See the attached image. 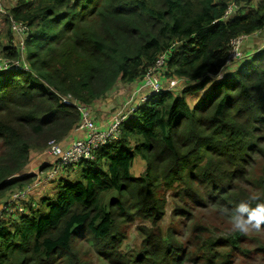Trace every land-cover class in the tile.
<instances>
[{"label": "trees", "instance_id": "16d2710c", "mask_svg": "<svg viewBox=\"0 0 264 264\" xmlns=\"http://www.w3.org/2000/svg\"><path fill=\"white\" fill-rule=\"evenodd\" d=\"M233 1L16 0L6 10L0 63L24 61L28 69L0 70V200L34 184L37 176L24 174L33 152L78 129L81 114L63 97L90 107L119 83L143 81L163 54L166 78L192 85L175 95L159 73L162 91L126 115L118 141L76 165L78 180L61 176L55 199L41 198L39 208L29 199L27 212L1 214L0 264H88L74 251L77 240L109 264H184L175 233L155 231L166 215L161 188L179 190L177 217L199 207L264 203L241 186L253 159L264 155V49L228 66L233 40L264 30V0H239L225 19ZM11 19L29 28L23 57ZM189 95L197 99L193 107ZM138 158L146 163L141 176L132 171ZM254 182L264 189V172ZM137 220L152 227L139 229L142 247L126 256L123 226ZM244 236L218 243L233 251ZM216 242L205 244L208 262L229 263Z\"/></svg>", "mask_w": 264, "mask_h": 264}, {"label": "rangeland", "instance_id": "374dc122", "mask_svg": "<svg viewBox=\"0 0 264 264\" xmlns=\"http://www.w3.org/2000/svg\"><path fill=\"white\" fill-rule=\"evenodd\" d=\"M15 2L16 0H7L6 9H10L11 6L16 4ZM0 32L1 42L6 45V30L0 28ZM251 39L253 38H249L243 43L244 52L246 47L250 45L251 42L249 41ZM163 75L165 76V73ZM127 85L129 84L121 83L120 87L126 89ZM184 87L185 85L183 86L182 84H180L172 92L175 95H181L184 90ZM188 97L189 96H187V99ZM134 108L132 107V111H134ZM45 148L46 149L42 152H33L32 158H35L39 154L43 155L44 152H48V144ZM48 159L53 162L52 158ZM26 169L24 174L27 173ZM145 170L146 163L140 158H138L132 170L133 175L136 174L137 176H141L142 174H144ZM248 170H250V175L247 179L243 181V184L241 185L242 188L246 190L248 194H251L253 197L261 196L264 198V189L258 187V185L254 182V180L258 179L264 172V155L260 158L253 159L252 164L248 167ZM49 171L50 166H48L45 170H42L43 175L39 172L38 175H42V178L45 179ZM80 171L81 169L79 166H76L73 170L69 171V174L66 175V171H63L62 175L65 176L63 179L67 182H75L79 179ZM60 183L61 180L56 183L53 189H49L48 191L42 192L43 195L38 199V202L36 203V208L40 207L39 202L43 197L48 196L52 200L55 199ZM18 192L19 191H16L12 195H10V197L0 200V215L4 212H7L4 206L8 203L11 204L12 197ZM178 192V189L172 192H168L164 187L161 188L160 192H158L157 198L159 202L163 204L166 211V215L165 218L160 222L159 227L155 229V231L158 234H168L169 231L175 233L177 245L181 247V249L186 253V261L184 264H213L211 262H208L209 255H205V244L208 242V240H217L214 245V248L217 252H222L226 250L224 253L230 256V262L227 264H264L263 226L259 231L252 230L248 234H244L245 236L242 241V244L239 247L240 249H234L233 251H231L230 248L228 249V247L221 246V244L218 243V239L228 238L229 236H231L232 238L243 236V234H237L238 231H233L232 229V223L228 215V212L232 209L227 205H212L203 208H193V215H191L189 218H186L184 216L177 217L174 211V203L179 198L174 199L173 197H177ZM10 209L11 211L8 212V214L18 213L17 208ZM141 227L150 228L152 226L150 222L142 220H137L133 224L123 226V231L127 235V240L124 243L122 250L126 254V256L137 254L141 249L143 242V239L139 233V229ZM74 251L79 254L81 261L86 262L88 264H109L105 259L100 258L97 255V253L94 251V249L88 242L77 240L74 244ZM57 264L68 263L65 260H60Z\"/></svg>", "mask_w": 264, "mask_h": 264}, {"label": "built area", "instance_id": "2783aa9c", "mask_svg": "<svg viewBox=\"0 0 264 264\" xmlns=\"http://www.w3.org/2000/svg\"><path fill=\"white\" fill-rule=\"evenodd\" d=\"M237 1L239 0L233 1L229 6L224 16L225 19L232 18L238 8ZM5 3L6 0H0L1 19L7 14ZM11 28L14 35L15 47L19 52H21V56L23 57L25 39L29 28L24 23L16 22L13 19H11ZM248 38L249 36L242 35L233 40L228 57V66L245 59V54L242 51L241 45ZM262 49H264V45H262L258 51ZM165 66L166 54H163L157 61L156 65L153 68H150L145 74L143 81L149 91V95L143 97L142 102L146 101L148 96L162 91V85L158 74L165 70ZM8 67H24L25 69H28V66L24 61L20 63L19 61L4 60L0 63V70ZM61 101L64 104L73 105L79 110L81 114V123L78 130L85 131L87 135L85 138H80L71 142L66 147L62 145V142L51 140L48 143V152L53 156L56 162L53 164L45 179L41 177L42 180L26 187L24 190L19 191L12 197L11 207L9 204L4 206L7 213L11 211L10 208H17L19 213L27 212L25 204H27L37 187L42 186L43 184L45 185L46 183L55 182L61 177L65 167L76 166L81 162L94 160L95 152L98 148L118 141L121 136V124L126 119V115L132 112L131 110L125 116H122L120 119L115 120L112 124L107 126V128L102 129L97 126L91 114V110L87 106L71 97H63Z\"/></svg>", "mask_w": 264, "mask_h": 264}, {"label": "crops", "instance_id": "0c3cea01", "mask_svg": "<svg viewBox=\"0 0 264 264\" xmlns=\"http://www.w3.org/2000/svg\"><path fill=\"white\" fill-rule=\"evenodd\" d=\"M5 7H6V3H5ZM249 38H253V39L249 41L251 43L246 47L245 52L243 51V44H242V51L245 54V59L246 58L249 59V57H251L256 50H258L262 45H264V30L257 34L255 33L249 36ZM229 69L234 71L236 67H230ZM163 72L165 73V70H163ZM160 74L162 76L163 86L167 90L173 91L180 84H182L183 86L185 85L183 89H186L188 86L192 85V83L189 81L175 77L165 78V76L162 73ZM120 84L121 83H119L116 86V88L112 90L111 93L105 99L97 101L96 103H94L89 107L97 126L101 127L102 129L107 128V126L112 124L115 120L120 119L122 116H125L128 112L132 110V107L136 108L138 106L137 105L138 103L139 104L142 103L143 97L149 95V91L147 90L144 81H137L133 84L127 85L126 89L120 87ZM187 100L188 102H190L191 107H193V105H195L197 101L195 96H191V95H189ZM86 135L87 134L85 131L75 130L66 140L62 141V145L66 147L71 142L77 139L85 138ZM44 154L43 155L39 154L35 158H32L33 154H31V162H30L31 166L30 164L27 166L26 175L34 174L37 176L34 184L37 181L42 180L41 178L43 175L42 170L43 169L45 170L48 166H50L51 169V165H53L56 162L51 154H49L48 152H44ZM48 158H52L53 162H51V160H49ZM38 172L42 175L40 174L38 175ZM62 177L65 176L62 175ZM59 180L60 179H57L56 182L46 183L45 185L43 184L42 186H39L34 190L33 195L30 198V201H32L34 204V207H36V203L38 202V199L42 197L43 195L42 192L48 191L49 189H53V187L56 185V183H58Z\"/></svg>", "mask_w": 264, "mask_h": 264}, {"label": "clouds", "instance_id": "9594fccd", "mask_svg": "<svg viewBox=\"0 0 264 264\" xmlns=\"http://www.w3.org/2000/svg\"><path fill=\"white\" fill-rule=\"evenodd\" d=\"M255 199V197L252 198V200ZM228 215L233 231L242 234H248L252 230L259 231L264 226V203H258L255 208H252L251 201H244L235 209L230 210Z\"/></svg>", "mask_w": 264, "mask_h": 264}]
</instances>
